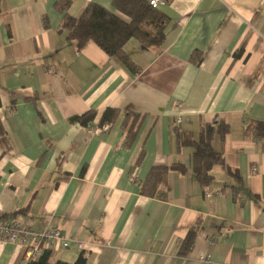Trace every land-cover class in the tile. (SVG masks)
<instances>
[{
  "label": "crops",
  "instance_id": "1",
  "mask_svg": "<svg viewBox=\"0 0 264 264\" xmlns=\"http://www.w3.org/2000/svg\"><path fill=\"white\" fill-rule=\"evenodd\" d=\"M55 1L0 0V218L63 230L71 245L51 251L52 264L81 254L86 264H264V145L245 134L264 120V0H168L162 52L126 46L139 75L94 42L78 50L58 31ZM113 1L72 0L69 13L94 2L129 21ZM108 108L121 117L96 132ZM92 110L88 126L70 121ZM125 113L145 117L131 146ZM216 121L231 131L213 147L241 180L217 166L206 190L177 131L197 139ZM179 164L186 173L171 171L162 197L141 194L151 168ZM29 261L21 245L0 242V264Z\"/></svg>",
  "mask_w": 264,
  "mask_h": 264
},
{
  "label": "trees",
  "instance_id": "2",
  "mask_svg": "<svg viewBox=\"0 0 264 264\" xmlns=\"http://www.w3.org/2000/svg\"><path fill=\"white\" fill-rule=\"evenodd\" d=\"M71 5L72 0L55 1L56 10L63 15V21L58 31L66 34L67 39L74 41L78 50H82L88 43L94 42L109 57L116 58L123 63L134 75L141 74L142 68L136 64L126 51V46L131 40L135 39L144 47L154 49L157 53L162 52L170 18L159 8H153L149 1L114 0V9L128 17L129 21L120 18L113 11L94 2H91L85 8L80 17L75 18L69 13ZM44 25L46 28L49 27L47 17H44ZM203 57L202 53L194 52L190 61L193 64L200 65ZM97 116L98 113L92 110L81 116H75L70 121L88 126ZM120 117L121 112L119 110L108 108L102 113L99 125L114 124ZM144 119V116L136 113H125L123 115L121 127L125 132L128 146L134 143ZM230 131L228 124L218 121L204 126L197 139L190 134L177 131L179 149L184 147L193 149V174L199 184L206 190L210 189L213 184V169L217 166L223 167L229 174L241 180L237 170H232L227 166L223 153L215 151L213 147L216 137L225 142ZM245 134L248 137L259 139L264 145V120L251 121L245 128ZM143 156L144 153L142 152L136 165L141 162ZM186 170L187 168L180 164L171 167L155 166L151 168L146 180L140 184L141 194L148 197H162L163 193L160 186L161 184L166 185L168 174L171 171L185 174ZM199 229V224H195L183 241L181 246L183 256H188L192 250ZM50 259L51 251H47L42 256L30 260L28 264H52ZM86 263L85 254H81L73 264ZM55 264L69 263L59 261Z\"/></svg>",
  "mask_w": 264,
  "mask_h": 264
},
{
  "label": "built area",
  "instance_id": "3",
  "mask_svg": "<svg viewBox=\"0 0 264 264\" xmlns=\"http://www.w3.org/2000/svg\"><path fill=\"white\" fill-rule=\"evenodd\" d=\"M168 0H151L153 8H159ZM182 119H179V123ZM111 124H105L96 132H107ZM0 242L19 244L25 249L28 260L36 259L47 251H60L70 247L71 239L60 228H50L38 232L20 222H6L0 218ZM82 247V245H79Z\"/></svg>",
  "mask_w": 264,
  "mask_h": 264
}]
</instances>
